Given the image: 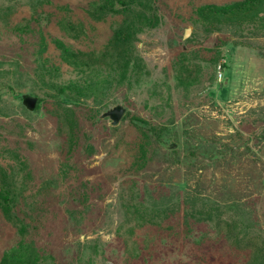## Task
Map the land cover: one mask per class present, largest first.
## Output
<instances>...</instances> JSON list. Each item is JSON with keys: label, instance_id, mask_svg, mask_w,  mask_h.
<instances>
[{"label": "rangeland", "instance_id": "obj_1", "mask_svg": "<svg viewBox=\"0 0 264 264\" xmlns=\"http://www.w3.org/2000/svg\"><path fill=\"white\" fill-rule=\"evenodd\" d=\"M90 1L0 0V21L20 23L34 16L74 48L100 54L123 17L93 19L82 7ZM162 1V22L138 33L131 49L130 83L109 90L105 105L89 125L93 126L89 141L83 143L93 146V155L85 158L82 151L78 156L82 182L77 186L89 191L85 224L80 231L70 224L63 231L64 214L56 218L64 252L75 257L77 264L87 262L96 250V264H176L185 258L184 247L167 246L156 262L128 261L120 238L126 228L118 233L125 218L121 203L122 196L134 194L136 188L160 203L163 198L173 200L176 211L170 219L174 221L159 230H187L194 238L204 236L203 248L211 264L244 262L238 248L233 251L224 239L227 221L248 227V247L264 249V14L255 23L214 20L202 25L195 13L198 6L238 0ZM68 5L71 11H66ZM187 29L191 34L186 38ZM21 71L11 74V85L0 90V163L18 167L19 161H25L33 173V184L41 188L54 184L64 190L67 182L58 177V124L56 115L50 114L56 112L52 106L56 103L39 94L41 84L32 69ZM62 71L66 79L74 77L68 67ZM24 94L38 97L35 111L23 105ZM117 104L127 108L119 125L99 118ZM137 124L157 128L162 154L139 175H125L140 143ZM195 151L202 156H192ZM170 154L174 155L171 160ZM191 196L205 199L209 207L218 204L223 208L221 229L217 218L211 222L208 216L209 221L192 222L188 229L183 224L174 226L184 218V200ZM153 230L138 229L134 239ZM16 236L17 230L0 211V258Z\"/></svg>", "mask_w": 264, "mask_h": 264}, {"label": "trees", "instance_id": "obj_2", "mask_svg": "<svg viewBox=\"0 0 264 264\" xmlns=\"http://www.w3.org/2000/svg\"><path fill=\"white\" fill-rule=\"evenodd\" d=\"M82 7L93 19L107 15L123 17L113 28L112 37L100 54L74 48L46 30L34 16L20 23L4 18L0 21V90L11 85L13 81L9 76L15 71L20 72L24 68L34 71L41 84L39 94L56 103L52 104L56 112L51 111L50 114L56 115L57 137L61 141L58 177L67 182L64 190L54 184L41 188L33 184V173L25 161H19L18 167L0 163V211L17 230L16 239L3 252L0 264H77L75 257L64 252V239L58 232L56 218L59 213L64 214L66 222H62L63 231L70 229L68 224L74 231H80L84 226L86 211L90 207L89 191L83 185L77 186L82 182L77 166L80 152L84 151L85 158L91 157L94 152L93 146L84 145L89 141L87 135L93 127L89 125L99 115V108L105 105L109 90L130 83L133 77L130 70L133 62L131 49L135 39L141 31L160 24L165 10L162 0H93ZM71 10L68 5L66 11ZM195 13L203 20L202 25L214 20L255 23L263 19L264 0L202 4L195 9ZM64 66L72 70L74 77L65 78ZM90 100L93 104H88ZM136 128L140 143H136L131 167L125 175H139L155 157L162 154L157 128L146 129L138 124ZM169 156L171 160L174 155ZM192 156L199 158L202 155L195 151ZM134 192L130 196H122L125 218L118 231L126 228L120 238L129 262H156L165 247L182 246L185 258L176 264H211L210 254L203 248L204 236L194 238L187 230L182 233L159 230L174 221L170 219L176 211V206L171 204L172 199L163 198L160 203L137 188ZM184 206V218L175 227L183 224V228L188 229L195 223L209 221L205 218L208 216L211 222L217 218L216 225L221 229L220 219L224 210L218 204L209 207L205 199L191 196L185 198ZM240 223L227 221L228 231L224 239L233 251L240 249L236 250L238 255H243V264H264V249L248 247L251 243L246 231L248 227ZM174 226L169 227L172 230ZM142 228L154 230L134 239L136 230ZM65 236H68L67 232ZM97 251L84 264H96Z\"/></svg>", "mask_w": 264, "mask_h": 264}, {"label": "water", "instance_id": "obj_3", "mask_svg": "<svg viewBox=\"0 0 264 264\" xmlns=\"http://www.w3.org/2000/svg\"><path fill=\"white\" fill-rule=\"evenodd\" d=\"M191 30L187 29L185 37H189ZM23 105L31 112L35 111L38 105V97L31 94H24L22 96ZM127 108L123 104H117L112 108L103 112L99 118L108 119L112 126H117L122 121L126 114ZM174 147V146H173Z\"/></svg>", "mask_w": 264, "mask_h": 264}, {"label": "built area", "instance_id": "obj_4", "mask_svg": "<svg viewBox=\"0 0 264 264\" xmlns=\"http://www.w3.org/2000/svg\"><path fill=\"white\" fill-rule=\"evenodd\" d=\"M220 76H222V73H220Z\"/></svg>", "mask_w": 264, "mask_h": 264}]
</instances>
